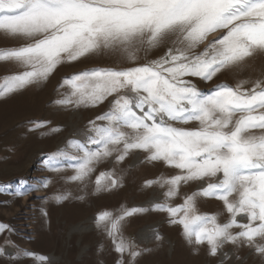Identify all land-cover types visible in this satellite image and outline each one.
<instances>
[{
  "label": "snow or ice",
  "instance_id": "1",
  "mask_svg": "<svg viewBox=\"0 0 264 264\" xmlns=\"http://www.w3.org/2000/svg\"><path fill=\"white\" fill-rule=\"evenodd\" d=\"M214 33L219 37L208 41ZM0 36L15 42L0 47V63L21 69L0 77V97L45 82L61 64L84 57L106 54L128 65L90 68L62 79L60 87L70 89L56 101L62 106L95 107L114 99L89 122L91 135L84 142H69L75 154L45 155L47 170L71 168L68 179L83 183L113 153L119 162L143 151L147 160L179 170L147 184L166 187L165 202L155 209L168 213L188 244L207 245L209 255L223 257L221 264L231 258L221 251L229 243L264 257V71L207 92L188 79L211 81L225 70L244 71L250 59L264 56V0H0ZM159 48H166L164 55L139 63V53ZM191 122L197 126H182ZM197 181L204 183L183 203L168 202L182 184ZM119 184L114 172H101L95 180L97 191ZM199 198L222 201L228 220L199 212ZM139 211L118 216L104 211L96 218L121 256L140 255L122 234V222ZM6 229L11 230L0 224V233ZM16 257L47 259L19 248Z\"/></svg>",
  "mask_w": 264,
  "mask_h": 264
},
{
  "label": "rangeland",
  "instance_id": "2",
  "mask_svg": "<svg viewBox=\"0 0 264 264\" xmlns=\"http://www.w3.org/2000/svg\"><path fill=\"white\" fill-rule=\"evenodd\" d=\"M219 35L210 34L208 41ZM14 43L0 36V47ZM204 46L197 51H202ZM165 51L166 48L155 49L146 56L141 52L139 63L157 59ZM248 65L244 71H222L211 81L188 79L202 92L223 83L235 86L240 80L255 79L261 75L264 56L250 59ZM116 66L128 65L118 63L115 56L106 54L84 57L61 64L45 82L0 97V207L15 206L14 212L0 217V224L11 229L0 233V247L5 253L0 255V264H118L121 260L122 264H221L223 257L219 253L211 256L207 245L188 244L182 228L169 222L168 213L155 209L156 204L165 202L163 193L167 189L157 184L149 186L147 182L155 181L162 175L179 174V170L160 161H149L147 153L134 150L123 161L117 162L115 153L101 160L90 177L79 183L68 179L74 175L73 169L54 172L47 170L42 163L46 154L58 150L75 154L69 142H84L91 135L89 122L107 112L114 99L108 97L95 107L62 106L56 101L70 91L68 87H60L62 79L90 68ZM19 70L13 65L0 63V77ZM35 122L43 123L37 125ZM182 126L197 125L191 122ZM101 172H114L120 180L119 186L97 191L95 180ZM45 180L48 186L40 187L39 182ZM21 181L26 183L22 185ZM202 183L182 184L179 195L168 202L172 205L183 203L184 196L196 191ZM31 187L38 190L26 191L23 196L13 195L17 190ZM59 196L68 198L59 200ZM197 207L201 213L217 214L221 223L229 218L222 201L218 199L199 198ZM134 208L143 211L127 216L122 222L124 238L140 252L133 259L128 253L121 256L115 251L112 240L103 227L98 226L96 218L104 211L118 216ZM237 220L246 222L242 216H238ZM39 231L45 235L39 236ZM18 248L47 259L41 262L35 257H16ZM221 251L231 257L225 259L224 264H264V257L247 246L238 247L229 243Z\"/></svg>",
  "mask_w": 264,
  "mask_h": 264
},
{
  "label": "bare ground",
  "instance_id": "3",
  "mask_svg": "<svg viewBox=\"0 0 264 264\" xmlns=\"http://www.w3.org/2000/svg\"><path fill=\"white\" fill-rule=\"evenodd\" d=\"M18 202H19V200H18ZM14 211H15V206L1 205V207H0V217L3 216V215L5 216L6 215L5 213H7V212L11 214ZM9 217H11V216H9ZM7 219L10 220L11 218L10 219L7 218ZM44 235L45 234H44L43 231H39V236H44Z\"/></svg>",
  "mask_w": 264,
  "mask_h": 264
}]
</instances>
